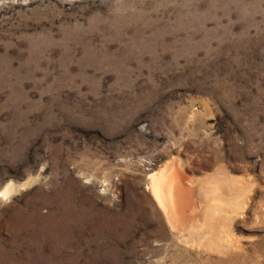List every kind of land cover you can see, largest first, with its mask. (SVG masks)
<instances>
[{
  "label": "rangeland",
  "instance_id": "374dc122",
  "mask_svg": "<svg viewBox=\"0 0 264 264\" xmlns=\"http://www.w3.org/2000/svg\"><path fill=\"white\" fill-rule=\"evenodd\" d=\"M232 119L264 163V0H0V264H158L148 176ZM238 230L264 264V218Z\"/></svg>",
  "mask_w": 264,
  "mask_h": 264
},
{
  "label": "bare ground",
  "instance_id": "6f19581e",
  "mask_svg": "<svg viewBox=\"0 0 264 264\" xmlns=\"http://www.w3.org/2000/svg\"><path fill=\"white\" fill-rule=\"evenodd\" d=\"M214 109L220 108H210ZM254 109L252 115L256 114ZM232 120L239 132L227 140L229 150L225 149V141L217 139L216 132L207 126L209 120L187 123L177 131L186 143L197 139L200 144H192L189 150L179 144L180 149L169 150L166 164L148 176L153 211L162 222L158 238L162 256L158 264H166V259L170 264L259 263L256 260L260 249L250 255L236 234L239 224L260 225L264 218V198L259 197L264 185V163L258 155L263 130L260 124ZM198 133L203 134L202 138H198ZM249 146L257 153L254 166L246 160ZM12 190L8 184L1 195L6 198Z\"/></svg>",
  "mask_w": 264,
  "mask_h": 264
}]
</instances>
